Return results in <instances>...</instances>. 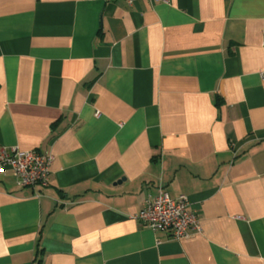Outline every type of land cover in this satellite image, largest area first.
<instances>
[{"label": "crops", "instance_id": "1", "mask_svg": "<svg viewBox=\"0 0 264 264\" xmlns=\"http://www.w3.org/2000/svg\"><path fill=\"white\" fill-rule=\"evenodd\" d=\"M0 264H264V0H0ZM159 186L199 230L128 216Z\"/></svg>", "mask_w": 264, "mask_h": 264}, {"label": "built area", "instance_id": "2", "mask_svg": "<svg viewBox=\"0 0 264 264\" xmlns=\"http://www.w3.org/2000/svg\"><path fill=\"white\" fill-rule=\"evenodd\" d=\"M131 4L134 0H123ZM156 1V0H154ZM52 157L39 150H20L10 147L0 152V172L10 170L21 186L46 187ZM143 227L170 232L171 238H186L199 230L195 211L183 194L171 198L162 186L149 195L143 207L128 216Z\"/></svg>", "mask_w": 264, "mask_h": 264}]
</instances>
